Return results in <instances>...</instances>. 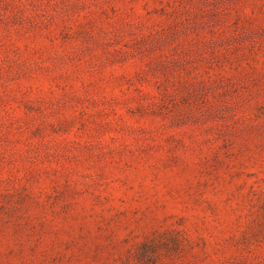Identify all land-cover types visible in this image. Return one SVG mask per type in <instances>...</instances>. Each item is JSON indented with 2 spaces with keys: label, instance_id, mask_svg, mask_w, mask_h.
<instances>
[{
  "label": "rangeland",
  "instance_id": "rangeland-1",
  "mask_svg": "<svg viewBox=\"0 0 264 264\" xmlns=\"http://www.w3.org/2000/svg\"><path fill=\"white\" fill-rule=\"evenodd\" d=\"M0 264H264V0H0Z\"/></svg>",
  "mask_w": 264,
  "mask_h": 264
}]
</instances>
